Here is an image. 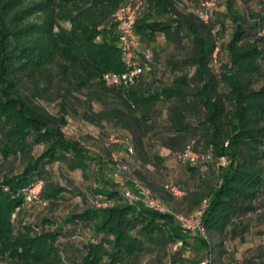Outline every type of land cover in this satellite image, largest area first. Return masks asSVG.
Returning a JSON list of instances; mask_svg holds the SVG:
<instances>
[{"label": "trees", "instance_id": "16d2710c", "mask_svg": "<svg viewBox=\"0 0 264 264\" xmlns=\"http://www.w3.org/2000/svg\"><path fill=\"white\" fill-rule=\"evenodd\" d=\"M27 1L0 0V255L8 251L22 264H217L215 237L243 241L264 225V0H213L206 21L198 13L211 0H141L134 30L138 65L148 70L129 87L104 80L127 71L113 16L129 0L24 7ZM34 14L48 18L26 24ZM53 14L66 15L71 30L54 38L52 62ZM220 27L229 40L218 46ZM161 40L171 47L163 65L176 71L169 83L159 73ZM69 119L129 137L134 154L120 173L126 187L94 173L118 165L110 155L124 147L92 157L85 137L64 135ZM187 148L199 161L179 160ZM171 155L182 172L168 180L162 169ZM74 172L91 174L98 186L84 190ZM129 190L135 197L147 190L167 211L131 202ZM75 197L79 211L54 217L56 206ZM204 203L203 234L176 219L191 218ZM22 205L50 215L15 227L11 215ZM240 263L264 264V245Z\"/></svg>", "mask_w": 264, "mask_h": 264}, {"label": "rangeland", "instance_id": "374dc122", "mask_svg": "<svg viewBox=\"0 0 264 264\" xmlns=\"http://www.w3.org/2000/svg\"><path fill=\"white\" fill-rule=\"evenodd\" d=\"M40 0H30L27 1L23 6H29L30 4H34L35 2H38ZM63 17H59L54 19V14L49 17L52 18V27L50 29V37L52 38L50 42L47 45L46 52L48 53L49 57H51L52 62L54 61V38L56 39V35L61 32V30H64L66 32H69L71 30V23L66 18V15L62 14ZM48 18L47 14L42 15H32L30 16L25 23L26 24H36V23H42L44 20ZM55 20V25H54ZM215 38L218 39L217 44L226 43L229 40V32L228 28L226 30L222 29L221 27L218 29V32L214 31ZM40 42H47L48 40H40ZM160 48H163L162 53L160 54V61L161 64L159 65V73L164 74V81L169 83L172 79V76L174 75L173 69L165 67L163 65V62L170 52L171 47L164 44L163 40H161V43L159 44ZM53 57V58H52ZM57 58V56H56ZM51 62V63H52ZM53 64V63H52ZM183 73H190L191 70H182ZM47 109L54 113V105L49 104L46 105ZM64 135L67 138H82L85 137L86 142V149L88 150L89 154L92 157H95L96 155H104L106 153L107 148L110 149L111 146L117 145V146H123L122 149H112L110 158L114 161H117L119 163L118 165H113L111 163L102 165L98 171H94V173L98 176H100L102 179L108 182H112L113 184L119 186V187H126L127 184L123 181V177L120 175V173H125V170L128 166V162L131 161V157L134 154L133 149L128 146L129 137L123 132L119 130H114L110 127H104V128H95L93 126H89L86 124H83L80 121L69 119L68 124L63 128ZM40 152V149L37 150V154ZM159 153L163 156H168L169 153L166 150H160ZM151 154H154L152 152ZM122 162H125L124 164ZM165 170L167 173L168 180H173L174 177L182 172V167L177 163L175 158L171 155L169 159L164 163ZM124 170V171H123ZM164 172V171H163ZM94 175V174H92ZM74 180L83 188L84 190L88 188V186H91L92 188L97 187L98 185L94 180L91 178V174H88L86 177L83 176L80 172H74L72 174ZM183 177L184 176H179ZM57 178V177H56ZM182 179V178H181ZM129 193L133 194L130 190ZM68 197V195H65ZM66 197V198H67ZM26 199V197L24 198ZM80 197H75L73 200H64L55 207L54 209V217H60L63 215H67L70 213H75L80 210ZM25 206V205H24ZM23 207V205H22ZM19 208L15 209L13 214L11 215V220H13V224L15 227H18L20 224H26L31 225L34 224L36 221V218H40L42 216L50 215V211L48 209H42L39 206L37 207H23V209L20 211V214L15 217V214L18 212ZM55 227L46 225L45 230H53ZM89 237L87 235L85 239ZM243 241L239 239L231 240L227 236H219L215 237L214 240H216L218 243L221 244V247L219 248L220 256H219V262L217 264H241L240 262L243 260L244 257L250 256L253 251L256 252V249L258 246L264 245V225H257L256 227H253L249 230L247 234L244 235ZM78 240H81L80 238H77ZM76 239V240H77ZM4 241L0 242V248L3 249L4 246H2ZM145 262V259L143 260V263ZM0 264H22L20 262L11 260L8 257V251H6L5 255H0Z\"/></svg>", "mask_w": 264, "mask_h": 264}, {"label": "built area", "instance_id": "2783aa9c", "mask_svg": "<svg viewBox=\"0 0 264 264\" xmlns=\"http://www.w3.org/2000/svg\"><path fill=\"white\" fill-rule=\"evenodd\" d=\"M214 1L211 0L207 2L198 15L199 17L206 21L208 18L207 10L212 7ZM144 3L141 0H129L125 5L120 7L114 13V22L116 24V33L118 39V47L120 48L122 54V61L125 64L127 71L121 74H106L104 75V80L108 85L111 86H124L129 87L134 85L137 82L138 77L145 71L147 68H142L138 65V59L140 56V42L139 37L134 30L135 22L137 17L140 15L143 9ZM143 57L148 60L150 58V52H143ZM179 160H190L191 162H197L200 159V156L194 154L190 148H187L185 153L180 155ZM40 184L35 187L28 189L26 194V201L30 202L34 197H36L40 192ZM174 194L179 195L176 189L172 188ZM125 196L131 202L141 200L146 207L165 212L167 211L164 206H162L158 201L153 199L147 190H141L139 197H135L133 194L126 192ZM206 207V204L202 206V209L194 214L191 218H183L181 216H176V219L180 221L184 227L190 230H198L203 234V229L200 226V219L203 212V209Z\"/></svg>", "mask_w": 264, "mask_h": 264}]
</instances>
